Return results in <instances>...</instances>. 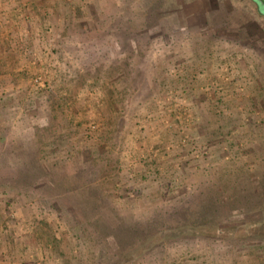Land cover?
Returning a JSON list of instances; mask_svg holds the SVG:
<instances>
[{
	"label": "rangeland",
	"instance_id": "rangeland-1",
	"mask_svg": "<svg viewBox=\"0 0 264 264\" xmlns=\"http://www.w3.org/2000/svg\"><path fill=\"white\" fill-rule=\"evenodd\" d=\"M0 264H264L252 2L0 0Z\"/></svg>",
	"mask_w": 264,
	"mask_h": 264
},
{
	"label": "trees",
	"instance_id": "trees-1",
	"mask_svg": "<svg viewBox=\"0 0 264 264\" xmlns=\"http://www.w3.org/2000/svg\"><path fill=\"white\" fill-rule=\"evenodd\" d=\"M255 6L256 14L264 18V0H249Z\"/></svg>",
	"mask_w": 264,
	"mask_h": 264
}]
</instances>
